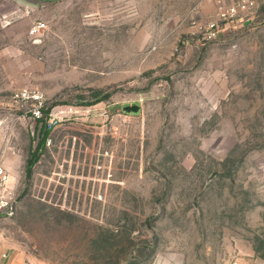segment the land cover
<instances>
[{
  "label": "rangeland",
  "instance_id": "374dc122",
  "mask_svg": "<svg viewBox=\"0 0 264 264\" xmlns=\"http://www.w3.org/2000/svg\"><path fill=\"white\" fill-rule=\"evenodd\" d=\"M246 1L206 41L215 0H0L17 189L1 246L26 264H264V0ZM22 87L58 119L28 178L40 122ZM94 90L110 95L81 104Z\"/></svg>",
  "mask_w": 264,
  "mask_h": 264
},
{
  "label": "built area",
  "instance_id": "2783aa9c",
  "mask_svg": "<svg viewBox=\"0 0 264 264\" xmlns=\"http://www.w3.org/2000/svg\"><path fill=\"white\" fill-rule=\"evenodd\" d=\"M217 4L216 14L213 18L205 21L200 27L202 39L206 41L214 40L221 32L220 22L233 21L238 19L240 14L246 10V0H233L225 2L224 0H215ZM44 26L43 22H35L29 28V33L35 35L40 28ZM14 100L24 108L26 113H29L35 120L45 123L48 128L54 126L57 122V117L47 109L44 96L39 89L22 87L13 92ZM17 189L12 179L10 172L5 167L3 160L0 158V213L9 209L11 203L16 201ZM6 215L0 216L2 220ZM1 248V241H0ZM1 256H7L6 251H1Z\"/></svg>",
  "mask_w": 264,
  "mask_h": 264
},
{
  "label": "trees",
  "instance_id": "16d2710c",
  "mask_svg": "<svg viewBox=\"0 0 264 264\" xmlns=\"http://www.w3.org/2000/svg\"><path fill=\"white\" fill-rule=\"evenodd\" d=\"M110 95V93L108 92H103L102 90H94L91 93V99L84 101L81 104L84 105H92L95 104L97 102H100L104 99H106L108 96ZM50 109L47 108L45 110V113H47ZM50 130L51 128H48L47 125L45 123H41L40 127L38 129V142L37 145L35 147L34 150H32L27 159H26V177L28 178L32 172V166L37 162V160L39 159V156L41 154V151L43 150V148L45 147L48 135L50 134Z\"/></svg>",
  "mask_w": 264,
  "mask_h": 264
},
{
  "label": "water",
  "instance_id": "95a60500",
  "mask_svg": "<svg viewBox=\"0 0 264 264\" xmlns=\"http://www.w3.org/2000/svg\"><path fill=\"white\" fill-rule=\"evenodd\" d=\"M18 2L30 6V7H37L40 3V0H17ZM140 106L136 103L131 104V105H124L122 107L123 111L125 112H137L139 110ZM213 175V173H212ZM17 202L13 201L9 207V209L5 210L4 212L0 213V216L6 215V216H11L14 213L15 207H16Z\"/></svg>",
  "mask_w": 264,
  "mask_h": 264
},
{
  "label": "crops",
  "instance_id": "0c3cea01",
  "mask_svg": "<svg viewBox=\"0 0 264 264\" xmlns=\"http://www.w3.org/2000/svg\"><path fill=\"white\" fill-rule=\"evenodd\" d=\"M225 2H230V1H225ZM1 251H6L7 256L3 258L0 253V264H26L24 260H20L19 254H17V252L8 251V249L3 246H1L0 248V252Z\"/></svg>",
  "mask_w": 264,
  "mask_h": 264
}]
</instances>
